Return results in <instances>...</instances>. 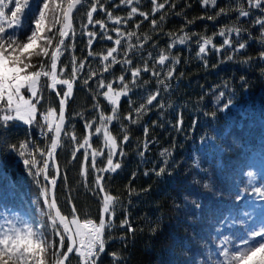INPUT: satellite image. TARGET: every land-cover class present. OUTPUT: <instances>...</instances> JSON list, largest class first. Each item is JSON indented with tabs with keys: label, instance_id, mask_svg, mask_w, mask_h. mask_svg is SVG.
<instances>
[{
	"label": "trees",
	"instance_id": "trees-1",
	"mask_svg": "<svg viewBox=\"0 0 264 264\" xmlns=\"http://www.w3.org/2000/svg\"><path fill=\"white\" fill-rule=\"evenodd\" d=\"M32 2V0H30ZM174 15L167 10L166 19L160 28L153 30L145 21L140 35L151 36V40L144 45L141 55H133L132 67H144V60L148 52H152L153 59L148 60L149 68L155 67L163 78L171 59L166 61L163 69L155 63L161 49L167 50L171 39L165 33L174 36L182 35L181 29L189 33L195 32L201 36H210L213 42L220 46L222 39L217 35L221 28L226 31L239 27L241 38L248 42V47L239 53L230 49H223L219 54L209 50L208 66L197 57L198 51L195 37L192 42L177 45L171 49V56H178L180 63L175 66L173 78L168 81L170 87L164 89L157 85L156 78L151 72L141 73L137 81L139 87L132 88L131 72L117 63L111 66L109 72L103 71L100 57L106 54L108 48L115 45L111 41L100 40L94 42L92 51L94 57H88L86 36H82V26L87 23L86 7H79L75 15L74 28L76 40L74 54L79 64L85 57L84 73L89 67L103 75L105 83L112 82L113 88L120 89L118 77L125 75V82L132 90L127 96H121L119 104L120 120H113L109 127L110 134L117 138L119 146L123 147L125 155L117 156L121 168L116 173H105V189L108 194L118 196L121 204L114 220L117 225L127 217L135 230L133 235L126 228L105 229V252L100 257V264H186L195 255L198 264H215L218 257L216 248L225 237H230L233 244H239V237L245 234L249 226H261L264 222V197L255 193L253 189H264V62L259 60L261 45L258 25L254 24L258 10L253 11L249 18H239L235 11L228 16H221L215 22L206 19H196L210 14L216 9L211 6L204 8L200 0H189L190 8H183L184 0H175ZM241 0H218V6L226 10L229 6L237 8ZM142 10L148 11L151 5L148 0H142ZM127 9H117L114 15H126ZM185 17L195 19V23L185 26ZM156 18L159 20V13ZM24 29L32 22V13L26 11L23 16ZM94 19H105L103 14H94ZM141 18L136 17V21ZM111 27V22H108ZM134 22L127 25V30H133ZM91 29V26H88ZM96 31H99L97 25ZM159 32V35L157 34ZM251 33L249 40L247 33ZM235 43V33L230 36ZM158 41L154 48L153 43ZM136 41L134 40L133 43ZM67 43V42H66ZM124 41L118 51H123ZM164 54H168L165 51ZM226 55H233L232 61H226ZM248 63L243 61L249 60ZM70 53H65L58 64L59 67L69 62ZM123 59V56H118ZM224 60L225 62H220ZM217 65L213 67V65ZM183 73V75H181ZM67 75V73H65ZM100 76L96 79H99ZM243 78V79H242ZM146 82V83H143ZM161 90L158 101L163 102L164 108L149 106L150 111L142 115L139 122L130 124L126 119L130 112L141 103H146L149 94ZM91 89V91H90ZM102 91V90H101ZM94 80L84 86L82 79L76 81V88L68 102V116L65 129L71 133L75 131L78 140L86 135L84 120L77 115L83 113L86 119H98L93 104L99 100L101 110L106 116L111 115V106L102 97L96 95ZM220 93H224L221 97ZM47 102L42 101L44 108L51 104L58 107L55 94L45 93ZM231 101L227 110H222L225 103ZM157 105V101L153 102ZM215 112V119L211 113ZM183 118V128L175 127L178 118ZM197 119L195 130L192 129L193 120ZM99 126L94 125V128ZM148 128L147 137L144 128ZM126 130V132H125ZM124 134L129 136L127 143H122ZM51 134H49L50 136ZM7 136L12 142L22 141L26 136L41 147L48 141L41 136L35 126L29 127L22 122L13 121L8 126ZM210 137L213 147L206 154L201 150V139ZM148 148H144L145 141ZM75 142L63 138L62 147L57 152L56 161L61 168V177L57 186V201L64 212L69 215L70 206L67 197L71 195L72 202L78 207L80 219H91L99 224L102 207V196L94 189L95 173L89 169L87 187L81 175V161L83 149L77 153V159L72 160L71 152ZM92 148L103 150L105 157L107 147L103 136L92 135ZM167 149V152H165ZM119 151V148H118ZM143 152V156L140 153ZM165 152L163 156L161 153ZM198 158V159H197ZM18 154L0 148V224L6 220L15 222L27 221L32 223V215H37L40 222H47V217L38 213L37 207L47 208L40 195L41 186L38 185L28 171ZM103 157L97 158L100 167ZM167 160L168 167L174 168L171 176L157 177L151 172L152 168L163 166ZM69 161H71L69 163ZM91 157L89 158V164ZM199 165L197 168L195 165ZM51 165V163H50ZM203 169L204 171H200ZM145 171L149 174L145 175ZM67 182H64V174ZM251 173V175H249ZM49 174H52L50 166ZM209 184V188L204 185ZM247 190L240 201L236 196ZM131 193V194H130ZM198 197L203 202L202 218L196 220L195 227L188 222L189 216H195V210L185 201ZM176 204L181 209L175 208ZM71 219V216L69 215ZM159 224L158 231L153 234L152 227ZM19 226V224H18ZM126 239L121 240V236ZM188 252V256L184 253ZM115 253V257L112 255ZM73 264L77 261L73 259Z\"/></svg>",
	"mask_w": 264,
	"mask_h": 264
},
{
	"label": "snow or ice",
	"instance_id": "snow-or-ice-1",
	"mask_svg": "<svg viewBox=\"0 0 264 264\" xmlns=\"http://www.w3.org/2000/svg\"><path fill=\"white\" fill-rule=\"evenodd\" d=\"M231 2L234 3L235 0ZM148 3L151 7L145 11L141 7L142 0H32V2L30 0H0V148L24 158L23 163L28 166L29 173L41 186L42 202L47 206V211L41 209V215L48 218L46 223L6 220L4 224H0V264H73V259L77 261V264H100V257L105 252L106 228L109 230L118 227L126 228L134 235L135 230L127 217L121 220L119 225L116 224L114 217L117 215L121 201L118 196L108 194L105 189L104 174L116 173L121 168V163L119 160L114 162V159L125 155L123 147L118 145L117 138L110 134L108 127L113 120H120L118 109L121 96H127L132 88L140 86L137 81L142 72H151V75L156 78L157 85L163 86L164 89L170 87L168 81L173 78L175 66L180 63L179 57L171 56L170 50L177 45L192 42L194 37L198 48L196 55L203 62L204 67L208 66L206 57L210 49L218 54L225 48L233 53H239L248 47V42L241 38L239 27L230 28L227 31L221 28L217 33L223 38L219 47L210 36H201L181 29L183 34L179 36H174L171 32L165 33L171 39V43L168 44L167 50H160L158 59L155 60V63L163 69L166 61L171 59V64L167 67L163 78H161L160 71L148 66V60L153 59L152 52H148L143 68H133V58L129 53L141 55L144 45L152 39L151 36L139 34L142 24L147 21L153 30H157L165 21L167 10H172L174 15H183L182 12L175 11L177 8L175 0H148ZM200 4L204 8L211 6L216 11L196 19L213 22L221 16L230 15L232 11L243 19L251 17L253 11L258 10L260 15L255 16L253 22L261 29L260 43L264 46V0H241L237 8L233 9L229 6L227 10L218 6V0H200ZM77 6L87 9V23L82 26L80 33L86 36V47L89 49L87 56L94 57L91 49L98 38L113 42L115 46L108 48L106 54L100 57L103 71L109 72L112 65L121 64L122 68L131 72L132 88L125 82L124 74L117 78L120 84L119 90L113 88L112 82L105 83L103 75L92 70L91 67L86 75H78V73H84L87 57L77 64V57L74 54L77 34L73 27V12ZM182 7L190 8L189 0H184ZM122 8L128 10L126 15H114L115 10ZM26 11L32 13V22L27 29H24L22 18ZM97 13L103 14L105 19H94V14ZM157 13H159V20L156 18ZM137 16L141 18L139 21H136ZM134 21L133 30H127L126 26ZM108 22H111V27ZM193 23L195 19L185 17V26ZM97 25L99 31L95 30ZM233 33L237 37L235 43L230 39ZM157 34L159 35V32ZM247 35L251 40V33ZM134 40L135 43H133ZM122 41H124L123 51H118ZM157 45L158 41H155L152 47L155 48ZM165 51L168 54H164ZM65 53H70L69 62L61 65L58 70V63ZM121 55L122 60L118 59ZM233 59V55H226V61ZM250 59L243 62L248 63ZM259 60L264 62V50L260 51ZM216 66L213 65V67ZM98 75L100 78L96 79ZM78 79H82L84 86H88L89 81L94 80L96 95L102 96L107 101L112 113L106 116L101 110L99 100H96L92 106L96 110L98 119H86L83 113H77L84 120L83 126L86 130L82 141L78 140L75 131L69 133L65 129V110L68 101L73 96L74 85ZM25 91L28 93L27 97L24 95ZM46 92L49 95L54 93L58 99V115L56 108H44L41 103L42 101L47 102ZM223 95L224 93H220L221 97ZM160 96L161 90L157 87L155 92L147 96L146 103L139 104L133 110L135 118L132 112L129 113L126 118L128 122L138 123L141 116L151 110L149 106L164 108L162 100L158 101ZM154 101H157V105H153ZM230 104L231 101L225 103L222 110H227ZM215 117L216 113H211V118L215 119ZM13 121L22 122L29 127L35 126L48 143L41 147L27 136L22 141L12 142L7 136V131L10 122ZM197 123L198 120L194 118L193 131ZM96 124L99 126L94 128ZM175 127L182 130V116L178 118ZM93 131L97 136H103L104 145L107 147L106 157L103 150L92 148ZM144 133L147 137V127L144 128ZM63 138L75 142L71 152L72 160H76L77 153L83 149L81 175L85 181V187H87V177L91 169L95 173L92 190L97 194L104 193L99 224L91 219H80L78 207L72 202L71 195L67 197L71 219L69 215H63L61 209L57 207L53 190L56 189L58 179L61 177V168L56 161V152L58 147H62ZM212 139L210 137L201 139V150L204 154L213 147ZM128 140L129 136L124 134L122 143H127ZM148 146L146 140L144 148L147 149ZM165 152H162L161 156ZM140 155L143 156V152ZM98 157L104 158L100 163L105 166H98ZM50 166L51 175L49 174ZM195 166L199 168L198 164ZM175 167L176 165L169 168L167 160H164L163 166L158 169L154 167L151 172L157 177L171 176ZM200 171L204 170L200 169ZM144 174L148 175L149 172L145 171ZM67 179L65 173L64 182H67ZM204 187L209 188L210 186L205 184ZM253 191L264 197V189L257 187ZM246 193L247 190L241 191L236 196V200H242ZM184 199L195 210V216L190 215L188 219V222L195 227L196 220L202 218L203 202L198 197L189 199L185 196ZM175 208L180 210L181 205L176 204ZM158 229L159 224L152 227L151 231L155 234ZM124 239L126 235L121 236V240ZM216 254L218 259L215 264H264V222H261L259 227L249 226L245 234L239 237V244H233L230 237H225L216 248ZM112 255L115 257L116 254ZM184 255L188 256V252L186 251ZM186 264H198L195 255L186 261Z\"/></svg>",
	"mask_w": 264,
	"mask_h": 264
},
{
	"label": "water",
	"instance_id": "water-1",
	"mask_svg": "<svg viewBox=\"0 0 264 264\" xmlns=\"http://www.w3.org/2000/svg\"><path fill=\"white\" fill-rule=\"evenodd\" d=\"M79 7H80V6H77V9H75L74 12H73V27H74L75 15H76L77 10H78ZM58 64H59V63H58ZM75 88H76V84L74 85V89H75ZM73 94H74V91H73ZM68 102H69V101H68ZM67 116H68V105H67L66 110H65V122H66ZM62 140H63V139H62ZM61 143H62V141H61ZM59 149H60V147H58L57 152H58ZM57 152H56V155H57ZM50 163H51V162H50ZM58 184H59V179H58V182H57V186H58ZM57 186H56V189L53 190V191H54V195H55V197H56V201H57V196H56ZM57 207H59V208L61 209V207H60L58 201H57ZM61 212H62L63 215H66V214H64V212L62 211V209H61ZM69 219H70V218H69Z\"/></svg>",
	"mask_w": 264,
	"mask_h": 264
},
{
	"label": "rangeland",
	"instance_id": "rangeland-1",
	"mask_svg": "<svg viewBox=\"0 0 264 264\" xmlns=\"http://www.w3.org/2000/svg\"><path fill=\"white\" fill-rule=\"evenodd\" d=\"M24 95L27 97V96H28V93L25 91V92H24ZM48 107H53V106H52L51 104H49ZM48 107H47V108H48ZM53 108H55V107H53ZM56 110H57V115H58V114H59V108H56ZM65 125H66V122H65ZM41 209H42L41 207H37V211H38L39 214H41ZM43 209H44L45 211H47V208H44V207H43ZM32 216H33V217H32V221H33L32 223H34V222H36V221H40V219H39V217H38L37 215H34V214H33Z\"/></svg>",
	"mask_w": 264,
	"mask_h": 264
},
{
	"label": "built area",
	"instance_id": "built-area-1",
	"mask_svg": "<svg viewBox=\"0 0 264 264\" xmlns=\"http://www.w3.org/2000/svg\"><path fill=\"white\" fill-rule=\"evenodd\" d=\"M97 224H98V223H97ZM65 244H66V245L68 244V241H67V240L65 241Z\"/></svg>",
	"mask_w": 264,
	"mask_h": 264
}]
</instances>
